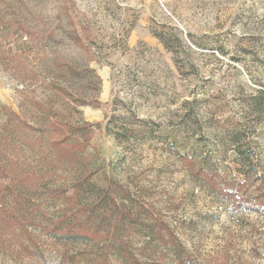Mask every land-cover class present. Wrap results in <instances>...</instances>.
<instances>
[{"label": "rangeland", "instance_id": "rangeland-1", "mask_svg": "<svg viewBox=\"0 0 264 264\" xmlns=\"http://www.w3.org/2000/svg\"><path fill=\"white\" fill-rule=\"evenodd\" d=\"M0 163L42 251L0 247V264H126L51 222L141 264H264V209L192 175L264 201V0H0Z\"/></svg>", "mask_w": 264, "mask_h": 264}, {"label": "trees", "instance_id": "trees-1", "mask_svg": "<svg viewBox=\"0 0 264 264\" xmlns=\"http://www.w3.org/2000/svg\"><path fill=\"white\" fill-rule=\"evenodd\" d=\"M184 160H186L189 166L193 164L191 157L185 156ZM192 175L194 178L204 177L209 187L218 195L227 199L236 210L246 208L253 211H262L264 209V201L259 200V203L255 204L243 195H239L237 191L229 189L228 185L217 172L192 170ZM0 178H8V173L1 163ZM18 193L19 190L15 186L0 183V247L5 252L12 254H18V252L27 254L28 256H33L36 253L41 254L42 251L38 238L31 230L36 225L38 216L32 211V207H29L27 203L22 201ZM262 197L264 198V196ZM7 198H11V200L7 201ZM80 207L81 205L78 206V208ZM42 215L47 216L43 213ZM124 216L130 222L136 221L137 218L132 212H128ZM41 229L51 234L54 240L62 243L64 246L70 241L79 238L97 243L106 242L109 239L112 246L116 245L117 252L126 264H141L126 241L123 239L119 241V239L113 237L110 238L104 230L90 229L83 224L74 225L70 223L65 225L59 222L43 224ZM158 232L160 238L165 243L171 245L180 256L185 252V247L167 224L162 222L158 228ZM66 261L67 258L63 254L61 264H67Z\"/></svg>", "mask_w": 264, "mask_h": 264}]
</instances>
